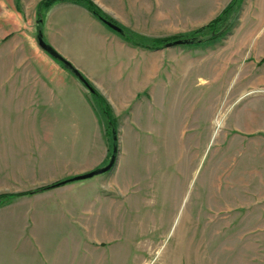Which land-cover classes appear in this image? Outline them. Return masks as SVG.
I'll list each match as a JSON object with an SVG mask.
<instances>
[{"label":"rangeland","instance_id":"1","mask_svg":"<svg viewBox=\"0 0 264 264\" xmlns=\"http://www.w3.org/2000/svg\"><path fill=\"white\" fill-rule=\"evenodd\" d=\"M41 1L0 0V195L90 173L113 154L98 107L102 134L93 124L82 132L53 130L40 106L49 99L10 98L67 80L38 44V15L45 20L48 11L40 12ZM91 1L129 36L149 40L194 31L225 3ZM257 6L244 0L233 32L215 46L148 53L153 80H139V101L128 107L115 110L93 86L116 118L118 159L110 172L73 183L85 182V236L60 220L51 195L64 200L65 191L55 192L61 187L23 195L0 208V264H264V242L259 249L245 222L264 218V29ZM62 88L75 93L68 101L80 109L84 101L71 82ZM88 100L94 106L90 91L85 106ZM76 134L75 153H55Z\"/></svg>","mask_w":264,"mask_h":264},{"label":"crops","instance_id":"2","mask_svg":"<svg viewBox=\"0 0 264 264\" xmlns=\"http://www.w3.org/2000/svg\"><path fill=\"white\" fill-rule=\"evenodd\" d=\"M116 1L122 2L124 0ZM230 1H224L225 3L222 4L223 7L220 6L222 9L218 14ZM257 2L258 18L260 23L263 24L261 29H264V0H257ZM245 7H247V1H245ZM42 32L46 42L87 78L115 110L120 109V107H128L134 99L135 101H139L136 93L139 80L147 82L149 77L151 81L153 80V69H151L149 77L147 73V55L149 53L152 56L154 50L140 48L127 43L122 36L109 30L87 9L79 5L56 3L51 6L45 14ZM11 33L8 32L6 34ZM52 65L56 69H59L63 73V78L67 80L57 83V78L51 77L47 80L51 83H57L53 88L46 85L45 89L42 88L43 90H39L37 87H34L32 91L18 90L13 92L10 98L20 99L29 97L30 99H49V102H42L40 106L48 109V117H50L48 121H50L51 129L53 130L61 128L82 132L85 131L86 124H93V126L95 125L101 129L100 134H102L103 123L97 115L92 101L88 100L87 106H85V95L89 93L85 85L75 75L64 72L66 69L64 70L59 64V66L56 64ZM151 65L150 63L149 66ZM69 82L77 90L76 95L79 97L78 99L84 101L80 109V105L76 106L74 103L68 101L69 96L73 99L75 93L73 94L62 88L69 84ZM164 88L165 86L163 85L162 103L165 101ZM150 99L152 98L148 96L140 102H149ZM44 111L46 110H43L42 113ZM85 115H87L86 119ZM78 137L79 134H76L71 140H67L68 142L60 143L68 145L69 148H66V150L65 148L55 146L57 148L55 153H67V150H71L70 154L75 153V148L79 143ZM81 156L85 158V149ZM60 191H65L66 198L62 200L57 194H52V203H54L56 209L59 211L61 222L68 223L71 227L75 228L76 236L78 235L80 240H82L83 235L80 234H84L85 236V182L79 184L70 183L65 185V187L55 190V192L59 193ZM78 217L81 219H77ZM244 221L241 224L245 225V222L247 223L246 226L251 228L248 234L251 237L257 236L256 241L258 242L259 249H261V240L264 242V218H252ZM76 227L79 229H76ZM24 237H26V241L30 242L37 240L34 239L35 241H33L32 238L35 237L32 233L29 236L24 233ZM68 241L69 238L65 242ZM66 250L68 252V249ZM259 252L264 257V251L259 250Z\"/></svg>","mask_w":264,"mask_h":264},{"label":"trees","instance_id":"3","mask_svg":"<svg viewBox=\"0 0 264 264\" xmlns=\"http://www.w3.org/2000/svg\"><path fill=\"white\" fill-rule=\"evenodd\" d=\"M58 2H72V3L81 5L84 8H86L95 18H97L103 24L106 25V22H111L117 27L121 28L123 30V34H121V36L127 43L133 46L140 47V48L152 49L156 51V50H161L171 44L173 45L176 42H182L181 45H177V46H185V47H190L194 49L208 48V47L215 46L220 42H223L233 32V29L235 27L234 21L239 18L240 12L243 7L244 0H232L213 20H211L208 24L198 29H195L194 31H191L183 35L172 36V37H167V38H160V39L159 38L150 39V40L145 39L143 36H139L137 34H130L129 36L121 25H119L114 20L109 18V16L105 14L91 0H43L39 4V10L40 12L47 11L50 9L52 5ZM38 16H39V22L41 24L37 31L38 36H39V34H43L41 28L44 22L43 20L44 18L42 17L43 14L42 15L39 14ZM144 40L151 41V44L145 43ZM44 41L46 42L45 38H44ZM52 59L56 61L62 68L69 70L73 75H75L73 71H76L77 73L81 74L79 71H77L73 67V65L69 61H67L68 65H65L64 63L58 61L57 59L53 57ZM82 77L85 83L84 84L85 87L90 91L92 98L95 100V103H94L95 110H96V107H98L101 113V116L104 119V122L106 125L105 126L106 134L109 132H112V148H114V146H117L115 144L117 121H116L115 116L113 115L112 109L110 105L108 104V102L104 99V97L93 87V85L83 75ZM107 164H105L104 166H106ZM67 180L56 182L50 186L42 187L38 190L30 191L26 194L24 193L1 194L0 195V208L11 203L15 198L21 197L23 195L38 194L41 192H45L51 189H55V188L67 185V184H63V182Z\"/></svg>","mask_w":264,"mask_h":264},{"label":"water","instance_id":"4","mask_svg":"<svg viewBox=\"0 0 264 264\" xmlns=\"http://www.w3.org/2000/svg\"><path fill=\"white\" fill-rule=\"evenodd\" d=\"M106 25L108 27H110L112 30L118 32L119 34H123V30L121 28L117 27L116 25H114L113 23L106 22ZM43 37H44L43 34H39V36H38V44H39L40 48L44 52L49 54L51 57L57 59L58 61L64 63L65 65H68L67 60L64 57H62L54 48H52V46H50L48 43H46L44 41ZM181 44H182V42H176L175 44H173V45L171 44L168 47L177 46V45H181ZM73 73L83 84H85L81 74L77 73L76 71H73ZM117 159H118V149L116 146H114L113 154L110 158L109 163L106 166L99 168V169H96L90 173L73 177V178L63 182V184H70V183H74L77 181H84V180L93 178L94 176L101 175L104 173H108L115 167V165L117 163Z\"/></svg>","mask_w":264,"mask_h":264}]
</instances>
